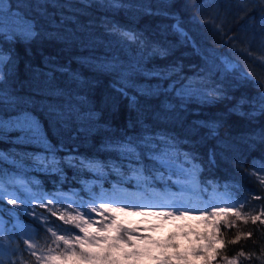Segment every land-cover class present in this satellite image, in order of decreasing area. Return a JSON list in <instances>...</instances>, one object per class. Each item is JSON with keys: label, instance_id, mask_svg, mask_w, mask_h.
I'll return each instance as SVG.
<instances>
[{"label": "trees", "instance_id": "trees-1", "mask_svg": "<svg viewBox=\"0 0 264 264\" xmlns=\"http://www.w3.org/2000/svg\"><path fill=\"white\" fill-rule=\"evenodd\" d=\"M11 2L19 4L20 9L25 13L31 12L34 17L41 10L43 13L46 11L56 22L62 17L70 18L67 26L77 25V38L89 36L104 40L108 32H112V27L135 32L150 42L143 57L147 69L175 66V73L169 72L173 83L183 80L184 83L196 86L202 82L212 84L213 81L206 78L215 76L219 70L218 80L223 82L219 86L224 88L227 98L205 103L204 100L191 97L181 105V110L174 116L161 120H156L155 117L149 119L159 100L145 102L141 98V105L146 107V111L140 114L141 118L137 121L139 110L131 109L127 100L109 88V78L106 75L82 65L79 62L80 54L75 51L74 45L61 44L46 37L30 42L0 38V47L10 52L13 58L4 85L7 97L4 96V100L0 102V121L3 122L0 125V157H3L0 159V178L9 193L24 200L29 209L35 208L37 213L45 214L47 210L39 207V198H44L46 202L48 198L55 197L65 202H73L72 208L79 204L90 208L92 205L89 202L101 201L102 194L106 195L105 200L110 199L113 191L129 198L134 196L135 190L140 191L141 201L145 195L150 203L154 201L152 208H172L175 211L171 205L181 207L183 203L173 198L163 200L160 193L171 195L177 191L176 181L190 180L194 182L193 189H187L185 198L189 199L191 209H201L212 204L223 206L226 205L225 202L230 204L237 198H246L243 207L236 209L242 212V216L249 213L258 214L261 211L264 200L255 197H264V187L258 182V177L264 176V172L257 171L253 165L259 168L264 161V143L260 140L261 131L264 129V115L259 112L260 97L257 95L255 83L260 81L264 84V46L259 39L250 44L237 42V51L229 52L233 45L224 46L222 36L217 35L213 28L204 26L203 21L211 19L217 11L221 17L227 14L219 5L227 3L228 0ZM38 4L53 6L44 9L37 7ZM196 4H199L198 8L193 7ZM231 11L235 13V8ZM173 15L177 20L183 18L185 30L193 37L188 43H185L183 37L177 38L172 31H166ZM241 16H244L243 12L228 25L232 29L228 35L244 36L243 31L237 33V26L244 23L239 19ZM228 18L231 20V16ZM74 20L79 23H71ZM214 22L219 23V20ZM39 27L41 32L50 28L46 23ZM59 30L57 29V34H64ZM248 36H251L250 28ZM157 42L169 49L164 58L152 53V48L157 47ZM129 47L135 51L137 49L134 44H129ZM137 52L135 53L139 59L141 51ZM225 61H231L227 66L230 74L227 79L225 70L220 66ZM68 69L81 74L79 83L72 80ZM245 72L251 74V80L245 78ZM54 93H63L61 101L65 99L68 102L72 99L73 108L84 116H87L89 109H95L100 122L91 127L88 123L74 119L71 123L63 125L64 130L61 131L49 116L52 110L47 108V94ZM241 96L252 98V102L256 104L257 110L251 112L248 117L230 111ZM78 101L82 102L79 106ZM25 113L34 116L38 121L41 127L40 139L21 140L15 129V121ZM214 120L222 124L219 128V138H205V129H197L196 125ZM161 134L165 138L175 137V141L171 142L175 147L165 149L159 141L153 143L152 147L169 151L173 157L180 153L179 159L172 161L177 162L183 168L182 171L170 167L155 171L146 156L141 163H137L136 159L118 150L116 143H113L135 140L137 137L155 138ZM211 152L215 153V164L209 163ZM186 153L195 155L197 159L191 164H184L183 154ZM193 167L198 169L195 174H191ZM144 168L149 171H144ZM152 197L155 200L151 199ZM8 198L0 203L5 209L14 211L11 215L4 212L5 224L2 227L6 230L0 233V239L7 241L11 236L12 247L15 248L19 244L23 249L25 245L20 226L35 231L37 225L31 216L24 214L22 209L25 204H21L19 199L17 205L8 204ZM65 206V203L56 205L60 209ZM194 211L201 215L198 226L195 222H189L191 226H195L193 231L196 242L187 246L183 241L178 242V248L170 249L168 253H186L190 264H203L202 258L192 256L191 251L206 244V241L198 240V236H213L212 224L217 218H209L206 222L200 211ZM50 219L55 221L56 217ZM219 219L220 230L215 233L216 242L212 246L218 254L213 256L211 250L208 252L212 257V264H226L225 257L236 259L237 264H264V253L261 251L264 249V225L259 221L253 224L250 219L247 222L244 218L236 219L232 213L228 214L227 219L234 222L233 227L224 226L222 221L225 217L221 216ZM13 225H16L15 229ZM125 228L129 229L127 224ZM248 233H251V236ZM150 235L152 233L146 229L138 236ZM43 237L44 232L41 230V243ZM234 240L236 242L232 243ZM165 243L169 245L177 242L169 237ZM11 251V248L0 250V259H18L19 256H11ZM241 251L244 256L238 255ZM30 259L33 258L25 253L23 260L26 264ZM143 264H146V261ZM150 264H154V261L151 260Z\"/></svg>", "mask_w": 264, "mask_h": 264}, {"label": "snow or ice", "instance_id": "snow-or-ice-1", "mask_svg": "<svg viewBox=\"0 0 264 264\" xmlns=\"http://www.w3.org/2000/svg\"><path fill=\"white\" fill-rule=\"evenodd\" d=\"M39 8L46 9L48 4H38ZM193 7H199V4L193 5ZM219 7L226 10V15L221 17L217 11L216 15L211 19H205L203 21L204 26L211 27L216 31L217 35L222 36L224 46L229 44L233 45L229 52H236L235 45L237 42L243 44L248 42L249 44L256 39H259L262 46H264V0H228L227 3H221ZM235 8V13H232V9ZM15 9V10H14ZM243 12L244 16L239 17L244 23H240L237 26V33L244 32V36L228 35L232 31L228 25L235 20L239 13ZM46 11L44 15H46ZM231 16V20L228 18ZM181 18L177 20L175 15L171 17V22L168 25L166 31H172L173 34L179 38L183 37L185 43H188L193 39L189 33L185 30ZM219 20V23L214 21ZM53 21H49L51 25ZM68 20L61 18L59 24L64 27ZM73 24H78V20L71 21ZM258 25V26H257ZM249 28L251 29V36H248ZM113 33H117L121 38L130 45H136L137 50L141 51V56L135 61L123 62L116 56H89L82 58L79 62L82 65H87L89 69L100 72L106 75L108 80V86L119 97L127 100L128 105L133 110H139L137 121L140 120V114L146 111V107L141 105V98L145 102L149 100H159V104L156 109L150 114L149 119L155 117L156 120L167 119L169 116H174L177 111L181 110V105H184L192 94L185 89L187 86L184 81L179 83H173L172 76L169 72L175 73V66L165 67L163 69H147L144 66V55L146 49L149 48L150 42L144 40L143 37L135 32L123 31L120 28L112 27ZM41 35L39 24L32 18H29L26 13L20 11V5L12 3L11 0H0V38H11L16 40L32 41ZM66 40L74 42L76 36V30L71 32L67 28L64 30ZM169 49L157 42V47L152 48L153 55H158L160 58H164L168 54ZM240 54V53H237ZM13 63V58L10 52L5 51L3 47H0V102L4 100V85L7 82V69L9 65ZM231 61H225L221 63V68L225 70V78L229 77L228 64ZM63 67V66H62ZM74 82H80V73H76L71 69H68ZM178 75V74H177ZM203 75V74H201ZM245 78L251 80V74L245 72ZM220 71L218 70L215 76L207 77L211 79L212 84L201 83L198 87L207 89L201 91L199 95L203 96L204 102L209 100L216 102L222 98H227L223 87L219 86L223 82L218 80ZM141 77L143 78L141 80ZM185 79H187L185 77ZM152 81L156 83L153 84ZM167 82V83H164ZM258 89L257 95L260 97L259 112L264 115V84L260 81H256ZM63 95V93H61ZM71 97V94L69 93ZM82 102L78 101L79 106ZM52 111L49 116L52 118V122L63 131V125L71 123L75 118H80L82 121H87L89 126L94 127L99 123V117L96 115L95 109H89L87 116H82L80 111H77L72 106V99L68 101V108L64 109L63 106L49 105ZM257 110L256 104L252 102V98L241 96L239 100L232 106L230 111L236 115H243L248 117L251 112ZM0 121V125H2ZM222 126L217 121H205L196 125V128L205 129L204 137L219 138V128ZM15 129L17 130L21 140L25 139H40L41 127L34 116L30 114H23L15 121ZM46 138V137H45ZM260 140L264 143V129L260 134ZM156 141L159 144L164 145L165 149H171L175 147V137L165 138L163 134L153 137H137L135 140H122L116 143L117 149L122 150L124 154L130 158L136 159L137 163H141L144 157H147L148 162L153 164L155 171L172 167L170 161L173 159H179L180 153H177L176 157H173L169 151H162L159 147L153 148L152 145ZM146 150V151H144ZM51 151V149H46ZM184 164H191L197 157L191 153L183 154ZM215 153H209V163L215 164ZM3 159V157H0ZM257 171L264 172V161H262L259 168L253 165ZM144 171H149L147 168ZM198 172V169L193 167L191 174ZM162 174V173H161ZM171 179V177H169ZM258 182L264 187V176L258 177ZM239 197V193H237ZM6 197L8 204L17 205L18 199L21 204H25L22 209L25 215L31 216L33 222L37 225L35 231L26 229L25 226H20V231L23 232V243L25 247L20 248L19 244L15 248L12 247L13 240L9 236L5 241L0 239V250H7L11 248V256H19L18 259L3 260L0 259V264H26L23 260L25 253L29 255L30 259L27 264H140V262L147 258L154 261V264H190L186 253L174 251L169 254L165 249H177L178 245L169 244L165 246L157 245L161 250L157 253H153L147 247H141L138 243L141 240H147L148 237L135 236V229L125 228L114 215H110L116 211H123V208L112 207V201L101 200L99 202L93 200L90 201L91 207H85L83 204L77 205L75 208L71 207L73 202H65L55 197H50L45 202L44 198H39V207L45 208L47 214L37 213L35 208L29 209L24 200L15 194L9 193L6 190L2 178H0V202L4 201ZM35 198V197H33ZM258 200H264V197L257 195L255 197ZM246 202V198H237L232 203L221 206L220 204H212L210 206L201 209H188L171 205L175 208L176 212L180 215H184L187 211L198 210L203 214V218L207 222L209 218H217L213 220L212 227L214 229L213 236L209 237L207 234L198 236L197 239L206 241V244L201 248L192 249L191 255L194 257L202 258L203 264H212V257L208 255L211 250L213 256L218 254L216 249H213V244L216 242L215 233L219 232L221 226V220L219 217L223 216L225 219L222 221L224 226L233 227L234 222L229 221L227 216L229 213L236 219H248L255 224L257 221L261 225H264V204L261 205V211L258 214H247L242 216L240 210H236L243 207ZM65 203L66 206L63 209L57 208V204ZM150 207L151 205H135L126 204L125 208L132 207ZM14 210L5 209L0 203V233L6 229L2 226L5 224L4 212H8L9 215ZM95 214V215H93ZM161 215H173V212L160 213ZM56 217L53 221L50 218ZM57 221L62 223H57ZM11 219L9 220V223ZM65 225L70 227H65ZM16 228V225H13ZM44 232L43 243L40 242V232ZM251 236V233H248ZM239 237H237V240ZM236 241H232L235 243ZM264 253V249L261 250ZM239 256H244V252L238 253ZM226 264H237L236 259H228L225 257Z\"/></svg>", "mask_w": 264, "mask_h": 264}, {"label": "rangeland", "instance_id": "rangeland-1", "mask_svg": "<svg viewBox=\"0 0 264 264\" xmlns=\"http://www.w3.org/2000/svg\"><path fill=\"white\" fill-rule=\"evenodd\" d=\"M15 10V9H14ZM22 13H25L22 9H20ZM29 18H32L36 23L40 25H44L46 23L47 25L50 26L48 30H45V32H41V34L38 38L41 37H46L48 39H53L56 41H59L61 44H66V45H74V49L76 52H79V56L82 58L89 57V56H100L101 58L108 56H116L121 59L123 62H127L129 60L135 61L137 60V55L135 52L138 50L136 49L133 50L129 47V44L126 43L119 34H113L112 32H108L107 38L104 40L102 39H97V38H90L89 36H84L82 38H77V35L74 38V42L71 40H66L64 34H57L58 31L57 29H60L59 32L62 33L64 32L65 28L68 29L69 32H71L73 29L77 30L76 26L74 27H69L67 24L64 27H61L59 22L54 21L51 25L49 24V21H53V17L49 14L44 15V13L40 10L37 12V16L34 17L31 12L26 13ZM65 17V16H64ZM66 20H71L70 18H66ZM137 48V47H136ZM135 51V52H134ZM138 54V52H137ZM10 68L6 71H9ZM143 78L141 77V80ZM153 84L156 82L152 81ZM185 85L190 86L187 87L185 90L189 93L192 94V98H197L198 100H204L203 96L199 95L201 91H206L207 89H201L198 86L190 83H185ZM55 94V95H54ZM54 94H47L48 98H46L48 102V109L52 110L49 108V105H58L63 106L64 109L68 108V102L63 99L61 101L60 99L63 98L62 95H56ZM4 96L7 97V93L4 91ZM25 100V98H22ZM19 99V100H22ZM58 99V100H56ZM56 104V105H55ZM84 116V115H82ZM76 120L79 119L80 122L82 123H88L87 121H82L80 118H75ZM170 164L175 170H180L182 171L183 168L177 163L170 161ZM259 173V172H258ZM189 174V173H187ZM260 174V173H259ZM194 183V182H193ZM193 183L190 180H181V182L176 181L177 185V191L171 193V195H167L165 193H160V198L163 200H170L173 198V200H178L181 201L182 204V210L183 208H190V202L189 199L185 198L186 191L187 189H193ZM136 193L134 194L133 197H125L119 195L117 192H111L110 194V201H112V207L114 208H123V211H116L114 213H111L110 215H114L117 218V221L120 222L124 227L127 226L129 229H135L136 232L134 235L138 236L140 232H144V230H149L152 235H150L147 240H141L138 243L141 245V247H147L150 249L153 253L159 252L161 249L157 247V245L160 246H165L166 245V240L169 237H172V239H175L177 242L180 243H185V246L194 244L195 241V232L193 231V227L190 225V221L195 222L196 225L198 226L200 223V218L201 215L196 213L194 210L192 211H187L185 212L184 215H180L179 212H176L172 210V208H166V209H154L152 206H154V201L150 203L148 201L147 196L142 198L141 201V195L140 191L135 190ZM106 195L102 194L101 195V200H105ZM151 199L155 200L154 197ZM203 204L205 202L201 198ZM126 204H135V205H151L150 207H132V208H125L124 206ZM226 206V205H223ZM193 209V208H192ZM167 212H173V215H161L160 213H167ZM95 215V214H93ZM145 235L144 233H141ZM183 241V242H182ZM171 248L165 249V251H170ZM146 261V264H150L151 260L150 259H143L141 263Z\"/></svg>", "mask_w": 264, "mask_h": 264}]
</instances>
